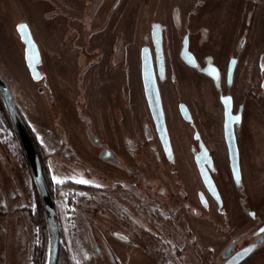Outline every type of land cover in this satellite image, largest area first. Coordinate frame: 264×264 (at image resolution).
<instances>
[{
	"label": "rangeland",
	"instance_id": "obj_1",
	"mask_svg": "<svg viewBox=\"0 0 264 264\" xmlns=\"http://www.w3.org/2000/svg\"><path fill=\"white\" fill-rule=\"evenodd\" d=\"M21 22L42 56L38 81L25 65L16 32ZM154 25L166 64L158 87L171 163L157 139L141 75V50L152 48ZM184 36L192 45L198 40L199 52L221 56L231 43L239 48V40H246L251 59L239 62L244 71L236 78V93L247 83L255 87L264 75V0H0V76L47 155L60 245L74 252V264H195L192 236H226L225 245L230 236L264 223V145H252L246 128L237 130L243 176L235 187L216 92L178 58ZM179 102L190 106L198 118L195 129L215 154L219 206L210 197L209 207L198 201V192L205 191L191 153L193 130L171 113ZM72 106L86 120L79 127L67 113ZM8 121L0 112V264L13 256L12 264H29L30 248L38 242L31 219L38 191ZM105 150L113 154L110 160ZM246 190L250 204L244 203ZM48 243L47 238L45 264ZM241 264H264V245Z\"/></svg>",
	"mask_w": 264,
	"mask_h": 264
},
{
	"label": "flooded vegetation",
	"instance_id": "obj_2",
	"mask_svg": "<svg viewBox=\"0 0 264 264\" xmlns=\"http://www.w3.org/2000/svg\"><path fill=\"white\" fill-rule=\"evenodd\" d=\"M226 17H227L226 21L230 22V20H228V16H226ZM240 20H239V22H240ZM153 30H156L160 34V37H161L160 38L161 58H162L161 74L159 72V67H158V62H157L158 61L157 53H156L155 45H154L153 39H152ZM184 41H185L186 46H187V52L192 56V59H193L195 65H189L182 58L181 54H182V50H183ZM151 43H152V45H151L152 48H148V47H145V48L148 49L150 57H151L153 72H154V76H155V80H156V84H157V88H158L160 103H161L163 120H164L165 129L167 132L169 145H170V155H166V153L162 147V144H161L159 136L157 134V130H156V127H155V124H154L148 103H147V107L149 110V114H150V117H151V120H152V123L154 126V130H155L157 139L160 143L163 155L165 156V159L171 163L172 160L174 159V154H173V149L171 146V140H170L168 128L166 125V112L164 110V106H163V103L161 100L160 90L158 87V80L162 79L166 74V64H165V56H164V51H163V46H162L161 31H160V28L156 25H154L152 27ZM238 43L241 45V47L236 48L235 47L236 44L231 43L232 45L230 44L229 50L225 54H222V56L219 54L217 55L215 53L214 54H212V53H205L204 54V53L198 51V50H200L198 40L196 41L195 45H192V41L190 40V38L188 36H184L181 40L179 50H178V58L181 60V62L187 68H189L192 71V72H190V74H192V75L196 74L198 76L206 78L209 81V83L212 85V88L216 92L217 103L219 105V108L222 110L223 144L226 148V153H227L226 156H227V160H228V168H229L230 176H231L232 182H233L235 187H241L242 176H243L242 170H241V157H240V151H239V145H238L237 130H239L241 127L246 128L245 131L249 135V137L247 136V139L250 140V142H252V145H255V144L264 145V143H263L264 142V75L261 76L260 80L256 83L255 87L252 88L251 83H247L246 84L247 87L245 86L247 89H243V92H240V91H239V93L234 92L235 90L237 91V89H235L236 88V78L238 77L240 72L244 71L241 69V66H240V69L238 68L239 62L241 63L242 60H244V62H245L247 59H249V60L251 59L250 53H248L247 50H244V48L246 46V40L244 39L241 41V39H240ZM193 46L195 47V49H193ZM236 52L238 55L236 54ZM40 55H41V53H40ZM261 57H263V59H262V62L260 63V66H259V70H261L259 72L264 73V54L260 55L259 62L261 60ZM41 60H42V56H41ZM244 66H246V65H244V63H243V68H244ZM248 70H249V67L245 68V71H246V72H244L245 75L248 74ZM207 72H211L212 74H214L215 78H213ZM141 75H142V62H141ZM175 76L176 75L174 74V77ZM248 76L249 75L246 76V79L248 78ZM186 78H188V77L186 76ZM144 95H145V93H144ZM225 98H229V101L231 104V114L233 116H239V122L234 123V125H233L234 126L235 141H236V146H237V150H238L239 172H240L239 182H236L233 179L231 169H230L228 149H227V145H226V141H225V137H224V131H223L224 104H223L222 100ZM145 99H146V97H145ZM146 102H147V100H146ZM184 111L186 114L183 113ZM171 113L178 116V118L182 122H184L185 124L191 126L192 127L191 129L193 130L192 138L195 142V146H193L191 148V153L193 156V162H194L198 177L200 179L202 189H204V191H205V194L203 193V190H200V192H198L197 198H198L199 203L201 204V206L203 208L209 207L211 203L208 201V199H209L208 197H210L211 200H213V202L219 206L220 204H222V195H221L220 189L218 188V184L214 178V176H215L214 172L216 171V168H217L216 157H215V154L213 153V151L209 148L208 144L203 140L199 131L195 129V120L197 121L198 118L196 116H194V113H193L192 109L190 108V106H188L184 102H179L175 106V110L172 111ZM144 132H145V130H144ZM147 133L148 132H145L144 134H147ZM258 134L260 135L259 137L257 136ZM89 140L92 143V141H91L92 139L89 138ZM201 147H203L207 151V158L209 159L210 163L203 161V166L206 168V170L208 171V173L210 175V178H211V180L215 186V189L217 191L219 200H217L212 194H210V192L206 188V186L203 182L198 164L196 162V157H198L201 153ZM252 149H254V148H252ZM104 155H106L105 159L110 160V158L113 154L111 152L109 153L107 150H105ZM139 156L140 155L137 154V159L139 158ZM253 156H255V155H253ZM261 158H262V156L259 155L258 160H261ZM254 159H256V158L254 157ZM202 160H205V159L203 158ZM138 182L139 181L134 182V185L137 186L139 184ZM245 193L246 194L244 195V203L250 204L251 201L248 200V198L250 197L249 191L246 190ZM247 216L250 220L256 219L255 214L252 211H249L247 213ZM233 229H237V226L235 225L233 227ZM248 230H249V228H247L245 230V232L240 233L239 235L230 236L228 242L225 245L223 243H224L226 236H199L200 240H198L195 236H192L195 239V245L194 246L197 248L196 249L197 252L194 255V257L196 259L195 264H217L219 259L222 257L225 258L224 260H222V264H224V262L231 255L242 250L243 248H246L247 246H249L251 244L258 243L256 248L252 252L256 251L257 248H259L261 245H264V223L262 225H260L259 227H257L253 232L246 233ZM223 245H224V247L222 249H220ZM184 246L186 247V243ZM184 251L187 253L186 248H184ZM249 255L242 262H244L249 257ZM182 256H184V254ZM185 260H186V258H185ZM242 262H240L239 264H241ZM183 264H187V263L184 262Z\"/></svg>",
	"mask_w": 264,
	"mask_h": 264
},
{
	"label": "water",
	"instance_id": "obj_3",
	"mask_svg": "<svg viewBox=\"0 0 264 264\" xmlns=\"http://www.w3.org/2000/svg\"><path fill=\"white\" fill-rule=\"evenodd\" d=\"M24 26V27H21ZM16 32L24 46V61L28 69L29 75L33 81H38L40 79L41 73L39 71V66L41 65V55L38 45L29 29L26 22H21L16 26ZM160 34L153 30L152 39L155 45L159 72L161 74L162 58H161V46H160ZM182 58L189 64L195 65L192 56L187 52V46L184 41ZM141 62H142V82L144 87L145 97L150 108V112L157 130L162 147L166 155H170V145L165 129V124L163 120V114L161 110V103L158 93V88L153 72L151 57L147 48H143L141 51ZM213 78L214 74L207 72ZM0 96L5 105L8 116L11 120L13 129L18 138L20 148L26 158L30 172L32 174L33 180L35 182L38 195L41 199L43 206L46 224L48 228V260L47 264H57L60 249V235L59 226L55 210V205L44 178L42 166L40 159L38 157L35 145L31 139L28 129L20 116V113L15 105L11 91L9 90L7 84L0 76ZM224 104V124L223 131L224 137L228 149L230 169L233 179L239 182L240 172H239V160H238V150L234 135V123L239 122V116H233L231 114V104L229 98L222 100ZM184 114L185 111L183 112ZM205 160H202V159ZM203 161L209 162L207 158V151L201 147V153L196 157V162L198 164L203 182L210 192L217 200H219L215 186L210 178V175L206 168L203 166ZM258 243L251 244L246 248L236 252L231 255L224 264H239L242 262L251 252L256 248Z\"/></svg>",
	"mask_w": 264,
	"mask_h": 264
},
{
	"label": "trees",
	"instance_id": "obj_4",
	"mask_svg": "<svg viewBox=\"0 0 264 264\" xmlns=\"http://www.w3.org/2000/svg\"><path fill=\"white\" fill-rule=\"evenodd\" d=\"M4 106L5 105H4L2 98L0 96V112L7 117V119L9 120L8 121L9 126L12 129L11 120L9 119L8 114H7ZM23 122L25 123V125L28 129V132L31 136V139L35 145L38 157H39L40 162H41L44 178H45V181L47 183V186L49 188V191L51 193V196H52V199H53V202L55 205V210H56L57 219H58L59 216L57 213V206L55 204V196H54L53 188H52V180L49 177V172H48V168H47V164H46L47 155L45 154V151L43 150V148L38 143L35 135L31 131V129L27 126L26 122L24 120H23ZM11 132L12 133H10V130H9V134L11 135L17 149L19 150V152L23 158V161L25 163V168L30 171L28 163L26 161V158H25V156H24V154L20 148V145L18 143V138L12 130H11ZM88 189H94V188H88ZM31 219H32L33 225L37 229V241L38 242H35L30 248V253H29L30 263L29 264H45L46 253H45L44 247L46 245L47 238H48V228H47V224H46V218H45L43 206L41 203V199L37 193L35 194L34 211L32 212ZM73 258H74V252L71 250L67 251L62 247V245H60L59 257H58L57 264H74Z\"/></svg>",
	"mask_w": 264,
	"mask_h": 264
},
{
	"label": "crops",
	"instance_id": "obj_5",
	"mask_svg": "<svg viewBox=\"0 0 264 264\" xmlns=\"http://www.w3.org/2000/svg\"><path fill=\"white\" fill-rule=\"evenodd\" d=\"M8 86V85H7ZM9 88V87H8ZM12 94V93H11ZM13 96V95H12ZM13 99H14V97H13ZM63 99V98H62ZM63 100H67V99H63ZM69 101V100H68ZM14 102H15V100H14ZM68 104H70V103H68ZM73 109V110H72ZM71 111L69 112V111H67V113L69 114V118L72 120V122H73V125H79V124H81V122H83V123H86V120H85V118L84 119H81L80 118V116L79 115H77V113L75 112V107L74 106H72L71 107V109H70ZM23 119H24V117H23ZM83 120V121H82ZM24 121L26 122V120L24 119ZM81 121V122H80ZM26 124H28L27 122H26ZM80 126V125H79ZM78 126V127H79ZM28 127L30 128V126L28 125ZM31 129V128H30ZM32 130V129H31ZM86 134H87V136H88V138H90V137H92V133H91V129L89 128V127H87L86 128ZM90 136V137H89ZM36 137V136H35ZM1 237V236H0ZM2 237H4V236H2ZM0 241H1V238H0ZM12 261H14V262H16V256H13V257H11V259H9L7 262H8V264H12ZM17 263V262H16Z\"/></svg>",
	"mask_w": 264,
	"mask_h": 264
},
{
	"label": "snow or ice",
	"instance_id": "obj_6",
	"mask_svg": "<svg viewBox=\"0 0 264 264\" xmlns=\"http://www.w3.org/2000/svg\"><path fill=\"white\" fill-rule=\"evenodd\" d=\"M21 27H24V26H21Z\"/></svg>",
	"mask_w": 264,
	"mask_h": 264
}]
</instances>
